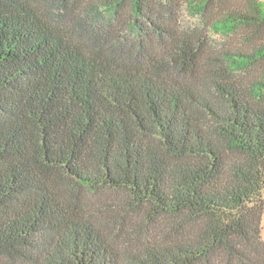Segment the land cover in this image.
<instances>
[{"label":"trees","instance_id":"trees-1","mask_svg":"<svg viewBox=\"0 0 264 264\" xmlns=\"http://www.w3.org/2000/svg\"><path fill=\"white\" fill-rule=\"evenodd\" d=\"M263 191L260 1L0 0V264H264Z\"/></svg>","mask_w":264,"mask_h":264},{"label":"rangeland","instance_id":"rangeland-1","mask_svg":"<svg viewBox=\"0 0 264 264\" xmlns=\"http://www.w3.org/2000/svg\"><path fill=\"white\" fill-rule=\"evenodd\" d=\"M258 1H260L261 6H262V11L264 12V0H258ZM115 196L120 197L121 196V193H115ZM263 202H264V191H263ZM261 224H262L261 236L264 239V206H263V214H262V222H261Z\"/></svg>","mask_w":264,"mask_h":264}]
</instances>
